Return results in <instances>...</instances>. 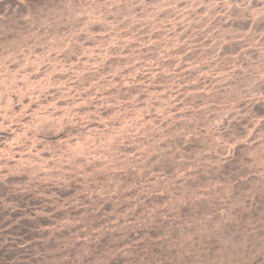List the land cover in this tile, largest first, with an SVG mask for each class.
I'll return each mask as SVG.
<instances>
[{
  "label": "rangeland",
  "instance_id": "374dc122",
  "mask_svg": "<svg viewBox=\"0 0 264 264\" xmlns=\"http://www.w3.org/2000/svg\"><path fill=\"white\" fill-rule=\"evenodd\" d=\"M2 7L0 177L80 176L100 205L113 196L111 214L130 202L118 218L134 209L138 217L156 199L171 213L190 208L192 228L173 244L192 264H207L219 245L242 250L260 228L264 239V115L242 138L193 127L201 160L191 158V171L173 181L148 178L143 165L184 123L213 125L241 102L264 99V0H0ZM234 138L249 141L258 175L235 189L204 187L218 174L215 151L227 155ZM208 150L212 162L201 154ZM154 216H162L158 207ZM118 220L88 230L85 242L127 231V219ZM107 261L105 253L97 263ZM240 262L226 255L213 264Z\"/></svg>",
  "mask_w": 264,
  "mask_h": 264
},
{
  "label": "trees",
  "instance_id": "16d2710c",
  "mask_svg": "<svg viewBox=\"0 0 264 264\" xmlns=\"http://www.w3.org/2000/svg\"><path fill=\"white\" fill-rule=\"evenodd\" d=\"M4 8H0V13ZM247 26L238 25V28L246 29ZM257 93L264 96V84L259 86ZM263 115L264 99H261L241 102L237 111L234 109L229 114L219 116L213 125L184 123L182 134L180 132V135L168 137L147 156L143 162L147 177L151 178L155 174L164 181H173L176 172L186 175L191 171L192 166H187L195 159L201 160L197 151L202 147V144H198L201 139L191 134L193 127L206 126L208 130L205 134L211 131L217 139L228 135L242 138L247 132L245 126L252 128L253 122ZM261 122L262 128L264 119ZM65 135L66 131H63L47 139ZM250 137L251 140L255 138ZM240 138L230 139L234 144L227 155L215 151L220 158V166L216 171L218 174L208 176L210 182L206 183V179L204 187L216 182L222 186L232 184L235 189L243 187V181L251 182L258 175L257 171L262 166H259L255 156H250L247 146L249 141H241ZM207 152L201 154H207L212 162L213 152ZM191 158L194 159L192 162ZM80 179V176L65 178L67 181L39 180L26 175L0 177V264H99L98 257L105 253L108 257L106 264H192L191 257L179 253L173 244L174 240L186 235L192 228L190 208L171 213L167 208L157 205L156 199L157 203L149 201L138 217V210L134 209L128 218H118V213L125 210L129 201L114 206V216L110 213L113 196L102 200L103 204L100 205L96 198L99 194L92 190V183L88 180L83 183ZM200 199L202 201L204 197ZM60 204L65 207L58 209ZM157 207L162 213L160 217L154 216ZM226 212L231 213L230 210ZM115 217L120 220L116 221L118 224L127 219V231L118 230L113 234L107 231L98 241L85 242L88 230L99 228L100 224L103 226L104 222ZM263 225L261 223V227ZM259 233V238H250L240 251H235L236 246L229 249L219 245V253L210 252L204 257L205 261L213 264L226 255H238L240 264H264L262 228ZM86 247L90 250L83 256L82 251ZM200 260L204 261L203 258Z\"/></svg>",
  "mask_w": 264,
  "mask_h": 264
}]
</instances>
